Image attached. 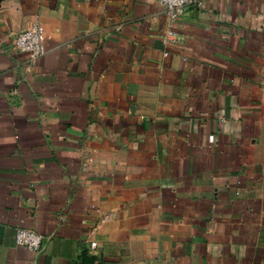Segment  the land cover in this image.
<instances>
[{"label": "crops", "instance_id": "obj_1", "mask_svg": "<svg viewBox=\"0 0 264 264\" xmlns=\"http://www.w3.org/2000/svg\"><path fill=\"white\" fill-rule=\"evenodd\" d=\"M0 264H264V0H0Z\"/></svg>", "mask_w": 264, "mask_h": 264}, {"label": "built area", "instance_id": "obj_2", "mask_svg": "<svg viewBox=\"0 0 264 264\" xmlns=\"http://www.w3.org/2000/svg\"><path fill=\"white\" fill-rule=\"evenodd\" d=\"M158 2L170 24L174 25L190 7L200 6L202 0H158ZM13 44L15 49L26 57L29 64L37 63L45 53L42 27L36 24L21 31L14 37ZM15 241L16 245L24 247L32 253H38L41 250L43 238L35 231L20 228L16 231ZM95 246V243L91 244L92 248Z\"/></svg>", "mask_w": 264, "mask_h": 264}]
</instances>
